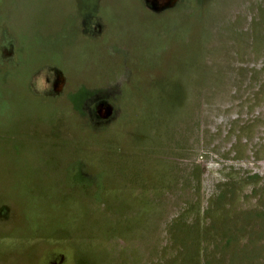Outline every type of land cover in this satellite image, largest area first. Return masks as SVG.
Returning <instances> with one entry per match:
<instances>
[{"label": "rangeland", "instance_id": "1", "mask_svg": "<svg viewBox=\"0 0 264 264\" xmlns=\"http://www.w3.org/2000/svg\"><path fill=\"white\" fill-rule=\"evenodd\" d=\"M23 1L12 23L34 22ZM96 1L98 39L27 40L66 99L34 101L22 73L0 101V264H154L221 182H264V0Z\"/></svg>", "mask_w": 264, "mask_h": 264}, {"label": "trees", "instance_id": "2", "mask_svg": "<svg viewBox=\"0 0 264 264\" xmlns=\"http://www.w3.org/2000/svg\"><path fill=\"white\" fill-rule=\"evenodd\" d=\"M258 178L230 176L211 193L203 216L197 213L192 223L176 219L170 228L175 253L154 264H264V182ZM251 182L246 197L254 196V205L240 206L238 191Z\"/></svg>", "mask_w": 264, "mask_h": 264}, {"label": "flooded vegetation", "instance_id": "3", "mask_svg": "<svg viewBox=\"0 0 264 264\" xmlns=\"http://www.w3.org/2000/svg\"><path fill=\"white\" fill-rule=\"evenodd\" d=\"M13 1L15 0H0V101L8 95L7 92L17 75L22 73L30 74L28 86L36 96L34 101L66 99V92L68 93L69 90L66 89L67 84L60 71L62 69L58 67V70L55 66L50 67L45 64L39 66L38 58L45 53H39L37 49L28 50L27 46L30 44L27 40L31 36L29 40L33 41V32H45L44 27H46L47 31L61 32L64 38H70L68 42L74 36L81 38L84 42L94 41L103 35V26L106 31L104 21L102 22L98 16L103 2L96 0L23 1L29 7L34 4L31 8L34 22L29 24L22 22V18L12 23L13 20L5 17V10L12 5ZM159 1L155 3L145 0L140 9L161 13L172 5L171 1ZM104 3L107 5V2ZM25 9L27 8L19 9L18 13ZM47 17L54 19L44 26L43 23L48 21H45ZM21 31L26 33L25 37L21 35L24 34ZM26 41L27 44H25ZM12 96L10 94L9 97Z\"/></svg>", "mask_w": 264, "mask_h": 264}, {"label": "water", "instance_id": "4", "mask_svg": "<svg viewBox=\"0 0 264 264\" xmlns=\"http://www.w3.org/2000/svg\"><path fill=\"white\" fill-rule=\"evenodd\" d=\"M241 206V205H240Z\"/></svg>", "mask_w": 264, "mask_h": 264}]
</instances>
